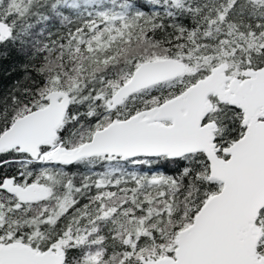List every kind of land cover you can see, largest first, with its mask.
Returning a JSON list of instances; mask_svg holds the SVG:
<instances>
[{
  "label": "trees",
  "instance_id": "16d2710c",
  "mask_svg": "<svg viewBox=\"0 0 264 264\" xmlns=\"http://www.w3.org/2000/svg\"><path fill=\"white\" fill-rule=\"evenodd\" d=\"M0 20L11 30L0 40V135L60 90L71 103L54 144L65 148L176 97L217 68L242 79L245 69L264 67V0H2ZM167 58L186 62V73L110 109L141 63ZM211 100L207 120L217 123L222 150L246 127L239 109ZM5 181L36 183L46 194L22 203L4 190ZM221 188L203 152L175 159L95 156L65 165L4 150L0 244L62 247L65 264H141V257L173 255L177 234ZM258 224L264 255V209Z\"/></svg>",
  "mask_w": 264,
  "mask_h": 264
},
{
  "label": "water",
  "instance_id": "95a60500",
  "mask_svg": "<svg viewBox=\"0 0 264 264\" xmlns=\"http://www.w3.org/2000/svg\"><path fill=\"white\" fill-rule=\"evenodd\" d=\"M1 1V0H0ZM11 30L0 20V40ZM187 64L175 58L141 63L131 79L113 95L110 109L133 93L175 79ZM241 110L245 132L219 154L217 123L206 120L213 110L210 99ZM47 104L14 120L0 135V152L18 148L37 157L42 146L58 136L71 97L60 90L46 95ZM203 152L210 177L222 183L194 216L193 222L176 236L174 255L157 259L141 257V264H264L258 251L263 235L258 224L264 209V67L247 68L241 80L230 78L221 68L176 97L127 119H114L94 131L90 140L73 148L55 146L49 159L71 165L95 156L135 158L167 156L170 159ZM4 190L22 203L41 200L39 184L26 186L5 181ZM62 247L38 250L24 242L0 244V264H65Z\"/></svg>",
  "mask_w": 264,
  "mask_h": 264
},
{
  "label": "rangeland",
  "instance_id": "374dc122",
  "mask_svg": "<svg viewBox=\"0 0 264 264\" xmlns=\"http://www.w3.org/2000/svg\"><path fill=\"white\" fill-rule=\"evenodd\" d=\"M43 192H44V195H45L46 194L45 190H43Z\"/></svg>",
  "mask_w": 264,
  "mask_h": 264
},
{
  "label": "built area",
  "instance_id": "2783aa9c",
  "mask_svg": "<svg viewBox=\"0 0 264 264\" xmlns=\"http://www.w3.org/2000/svg\"><path fill=\"white\" fill-rule=\"evenodd\" d=\"M44 158V156H42V159Z\"/></svg>",
  "mask_w": 264,
  "mask_h": 264
}]
</instances>
